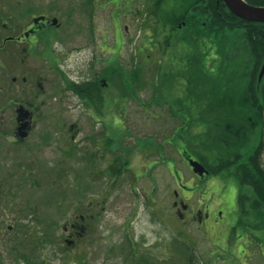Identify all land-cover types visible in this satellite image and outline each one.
Masks as SVG:
<instances>
[{"label": "rangeland", "instance_id": "rangeland-1", "mask_svg": "<svg viewBox=\"0 0 264 264\" xmlns=\"http://www.w3.org/2000/svg\"><path fill=\"white\" fill-rule=\"evenodd\" d=\"M154 2L0 0V23L13 21L17 32L30 16L49 14L61 24L55 32H43L44 38L31 45L33 55L12 73L47 82L46 107L25 142L18 144L10 133L13 112L0 109V264H188L189 254L192 264H264V209L246 203L243 212L239 205L240 191L252 196L251 191L227 170L198 178L181 155L188 151L200 160L195 146H205L216 164L221 152H230L225 139L243 158L261 142L264 119L245 103L251 62L245 41L232 33L241 49L230 60L199 40L177 44L179 31L163 25L183 0L165 1L161 11ZM57 59L62 74L49 73L47 62ZM135 60L156 88L147 82L141 91L131 89L143 106L131 102L120 111L127 100L118 96L122 70L110 69L109 111H88L79 94L55 99L62 109L50 107L56 105L53 94L65 87L62 80L85 81L107 66L128 73ZM1 61L0 55L5 99L10 80L3 77ZM34 91L41 93L29 87L30 101ZM212 135L222 143L210 140ZM108 160L126 162L140 179L122 169L111 175L106 193ZM177 181L193 194L187 200L191 207L209 206L205 226L177 214L172 194ZM150 187L153 200L142 195L141 189ZM103 199L99 217L84 235L73 236L66 228L80 210Z\"/></svg>", "mask_w": 264, "mask_h": 264}, {"label": "trees", "instance_id": "trees-1", "mask_svg": "<svg viewBox=\"0 0 264 264\" xmlns=\"http://www.w3.org/2000/svg\"><path fill=\"white\" fill-rule=\"evenodd\" d=\"M165 1L167 0H155L154 5L161 11V5H163ZM245 1L250 5L264 6V0ZM183 2L184 6L182 8H177L175 6L174 13L168 15L166 21L164 20L165 17L161 18L166 22L163 25L164 28L169 26L171 32L179 31L180 36L176 39L177 44L179 42H189L190 39L193 41L199 40L211 51L218 48L220 54L223 55L226 60L232 58V52L236 53L241 49L240 46L235 45L236 39L233 41L234 38H232V33H235V38L241 37V41H245L243 44L246 52L251 56L245 103L250 110L257 112L259 120L261 119V121H263L264 75L261 80H259V75L264 66V23L248 22L237 17L224 5L223 0H193L191 2L183 0ZM199 21H201L202 24H199ZM179 25L182 26L179 28ZM239 31H241V33H239ZM238 40L240 39H237V42ZM168 43L169 41L166 42L167 46H169ZM110 69L116 72L121 71V67L119 68V66L117 68L112 66ZM142 71V68H134L127 73L128 78L121 75L120 79L122 84L120 90L124 91L125 89H129V83L133 85L134 88V83L138 85V82H140L139 87H142V85L144 86L148 82L155 88L154 83H151L152 81L150 82L145 77H142L144 74ZM129 75H131V77ZM152 80L155 81V78H152ZM75 90L83 99H87L86 94L89 93V91L86 93L88 90L87 88L82 90L80 87ZM99 100V97H95L94 100L91 99L93 104H97ZM97 112L101 113L99 111ZM207 124H209V126L211 125L210 122H207ZM228 130H230V127ZM233 131L234 130H230V133ZM210 140H220V143L223 141L221 138H216L214 135L211 136ZM223 142L227 144L230 152H227L228 155L221 152V156L217 158L218 161L216 164L210 163L212 161L208 159L204 152L205 146H202V149L199 146H195L198 147L195 149V152L200 156V163L207 166L210 170L209 172L213 174L224 170L231 172V174L233 173L240 181V184L251 191L252 196H249L248 193L243 190L239 193V205L243 212H246V203L251 204L255 210L264 209V134L256 149L244 158L240 153L234 152L236 150L232 148V144L229 140L227 141L225 139ZM112 174H114V177L116 176L115 173ZM188 256V264H192L194 256L192 254ZM166 263L169 264L168 262ZM80 264H85V262L82 261Z\"/></svg>", "mask_w": 264, "mask_h": 264}, {"label": "flooded vegetation", "instance_id": "flooded-vegetation-1", "mask_svg": "<svg viewBox=\"0 0 264 264\" xmlns=\"http://www.w3.org/2000/svg\"><path fill=\"white\" fill-rule=\"evenodd\" d=\"M42 18V19H40ZM39 19V20H38ZM54 19L56 18H51L49 14H42L39 16H30L28 18V21L25 23L26 25L21 28L20 31L18 30L17 26L18 24H15L12 21V24L9 25L8 22H5L3 24L0 23V55L2 57V63H1V68H2V74L5 79H8L9 83L7 86V94L6 98L4 99V95L2 94V86L4 87V83L0 82V100L5 101V106L0 105L1 110H10L13 115L12 117V129H11V134L14 137L13 140H16L18 144L22 143L24 140H27L33 130V127L35 126L37 122V114L39 112L44 111L45 105V100H42L43 97L45 98L46 92H45V84L47 82H41L40 79L38 80H33L32 82L30 81L29 78L26 76H22L21 79H18L17 77H14L12 73H14L17 70H20L19 68L20 65H24L29 57L33 55V51L31 50V45L37 44L40 39H43V32L46 31H54L57 30L59 27H61V24L59 21L57 24H54ZM182 25H179V28ZM127 29V27H126ZM6 32H8L6 34ZM103 50L106 51L105 46H103ZM137 57V53H136ZM5 63V64H3ZM50 66V72H60L59 66V60H53L52 62H47ZM137 60H135V67L139 69L140 67H137ZM18 67V68H17ZM110 70V66H107V70H104L105 72L103 74H95L96 76L92 74H88V77L85 79V81H71L66 79V83L64 80H62V85L65 86L61 89H58L55 93L53 94L52 97H54V101L56 102V105L54 103H51L50 107H58L57 109H62L61 101H56L58 98H60L63 94H70L71 96H78L77 91L75 89L77 88H87L88 90L86 93L89 91L88 94H86L87 99H84L83 102L86 103V108L88 111L94 110V111H99V112H106L109 111L111 108V102H110V97L109 95V89L112 86L110 82L108 81V73ZM122 72L119 75H123L125 78L127 76V73H123L126 71V69L121 68ZM119 73V72H118ZM62 74V73H61ZM132 75V74H131ZM131 75H129L131 77ZM103 77V78H102ZM135 87L133 88V85L129 83V89H125L124 91L119 90V95L124 99L126 107L124 109H120V111L127 110L128 106L131 104V102H137L141 104L142 106L144 105L142 102H139L140 99L137 98V95L132 96V94L138 91H141L139 85L140 82H138V85L134 83ZM39 87L41 90V93L37 94L35 91L33 92V100L30 101L29 98H26V93L29 87ZM115 86V85H114ZM134 89V92L132 93V90ZM123 93L129 94L123 96ZM132 93V94H131ZM128 96L130 98L128 99ZM95 97H99L100 100L98 101L97 104H93L91 99L94 100ZM56 99V100H55ZM116 99H119L117 97ZM132 99V100H131ZM24 108L26 111L29 112V117L28 119H25L23 122L19 121L18 119V113L17 111L20 108ZM98 113V112H97ZM264 119V118H263ZM24 122H29L28 125V132L29 136L25 139L19 138L18 135V127L20 126L21 123ZM11 136V135H10ZM1 138V137H0ZM6 140H10L8 136H5ZM107 141V143H106ZM105 144L103 145L104 149L106 150L107 147L110 145V140H106ZM25 142V141H24ZM182 157L186 159L185 161L188 163V159H194L191 158V155L188 153V151H183L181 153ZM184 155V156H183ZM119 160H123L118 158ZM195 160V159H194ZM117 165H112V161L108 160L107 167L104 169V174H105V188H106V193L110 191L111 188V182H110V177L112 173H117L124 170H131L134 175L136 176L137 169H133L132 167H128L126 162L122 161L121 163H118L117 160ZM156 161V160H153ZM199 161V160H197ZM200 162V161H199ZM112 166L115 168L112 170ZM190 166V165H189ZM205 166V165H204ZM206 169L209 170L207 166H205ZM153 165H150V170H152ZM171 168V167H167ZM191 168V167H190ZM89 168L88 170H90ZM142 170V169H141ZM210 171V170H209ZM151 172V171H150ZM78 173V172H77ZM211 172L208 174H205L203 177L198 176L195 174L198 178L204 179L206 176L210 175ZM137 177V176H136ZM137 179H140L137 177ZM150 182L155 183L154 179H150ZM177 186L178 190H173V204L175 206V210L178 215L181 216L186 222H193V221H198L201 223V225L205 226L207 221L210 219V210L209 206L207 204L200 203L197 209L193 208L190 206V204L187 203V200L192 197V193L185 191V187L183 184H180L177 181ZM143 191V196L147 200H153L155 196V188L150 187L149 189H141ZM133 192L137 195V189H134ZM185 193V196H184ZM188 193V194H187ZM103 196V195H102ZM183 198V199H182ZM105 199V198H104ZM100 200L99 202L93 204V202H89L86 206L85 209L80 210L78 215L76 216V219L73 220L69 224V228H66L73 236L78 235L82 236L84 233L87 231V225L92 223L96 218L99 216L96 214L98 212L99 207H101L102 202L104 201ZM105 203V202H104ZM81 209V208H80ZM187 219V220H186ZM78 220V221H76ZM73 242V241H71Z\"/></svg>", "mask_w": 264, "mask_h": 264}, {"label": "water", "instance_id": "water-1", "mask_svg": "<svg viewBox=\"0 0 264 264\" xmlns=\"http://www.w3.org/2000/svg\"><path fill=\"white\" fill-rule=\"evenodd\" d=\"M223 1H224V5L227 6L229 10L237 17L248 22L264 23V6L250 5L245 0H223ZM57 22L58 21L54 19L53 23L57 24ZM263 75H264V66L259 75V80L262 79ZM17 113H18L19 121L23 122L25 119H28L29 117V112L22 107L17 111ZM28 125L29 122H24L21 123L20 126L18 127L17 129L18 136L21 139H25L29 136ZM188 162L193 172L199 175L200 177H203L205 174L209 173L208 169H206V167L203 166L199 161L189 159Z\"/></svg>", "mask_w": 264, "mask_h": 264}]
</instances>
